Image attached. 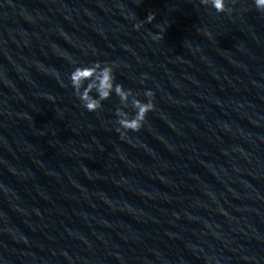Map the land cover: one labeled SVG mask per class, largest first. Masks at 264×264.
Segmentation results:
<instances>
[{"label":"clouds","instance_id":"clouds-1","mask_svg":"<svg viewBox=\"0 0 264 264\" xmlns=\"http://www.w3.org/2000/svg\"><path fill=\"white\" fill-rule=\"evenodd\" d=\"M232 2L235 3V0ZM200 3L205 6L210 5L217 13L230 15L232 12V9L226 6V0H200ZM253 3L258 12L264 13V0H253ZM149 17L147 22L154 19L151 15ZM140 26V24L136 25L137 28ZM114 68V64L107 62L77 66L70 73L69 80L74 95L88 112L99 111L102 108V102L110 99L113 94L119 98V106L115 109L118 125L116 131L123 137L127 132H138L143 127L147 114L154 110V93L151 90L145 91L143 95L146 102L142 101L138 98L139 92L125 89L123 84L116 82ZM126 109L132 111L129 112Z\"/></svg>","mask_w":264,"mask_h":264}]
</instances>
